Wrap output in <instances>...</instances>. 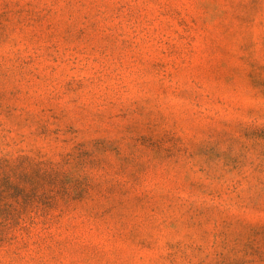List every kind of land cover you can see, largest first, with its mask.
I'll return each mask as SVG.
<instances>
[{"label":"rangeland","instance_id":"rangeland-1","mask_svg":"<svg viewBox=\"0 0 264 264\" xmlns=\"http://www.w3.org/2000/svg\"><path fill=\"white\" fill-rule=\"evenodd\" d=\"M0 264H264V0H0Z\"/></svg>","mask_w":264,"mask_h":264}]
</instances>
